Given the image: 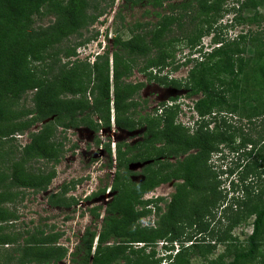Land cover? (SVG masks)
<instances>
[{
    "label": "trees",
    "instance_id": "trees-1",
    "mask_svg": "<svg viewBox=\"0 0 264 264\" xmlns=\"http://www.w3.org/2000/svg\"><path fill=\"white\" fill-rule=\"evenodd\" d=\"M122 1L123 4L118 5L113 21L118 19L122 22V11L137 6L136 4L140 2ZM29 2L34 5L28 4ZM147 2L153 8L161 9L163 6L160 0ZM0 3L4 4L0 5V18L3 19V21L0 19V167H8V164L9 167H13L11 176L5 173L0 175V246L16 243L15 249L8 253L5 264H9L11 260L16 264L55 263L66 255L63 248H50L57 235L44 236L41 241L27 236L18 244L20 236L15 238L5 232L9 222L15 220V217L7 213L2 206L8 200L10 189L26 187L38 191L48 186L52 179V172L43 174L39 173L38 169L36 172H28L21 167L31 160L44 159L52 164L58 162L57 154L61 145L59 143L58 147L54 148V145L49 143L51 128L54 125L63 129L78 125L92 126L88 116L97 115L103 125L108 127L111 108L115 126L128 131L133 129L131 117L136 114L134 107L137 104L130 97L136 87L123 83L122 78L128 76L132 67L136 65V59H142L144 67L140 69L141 73L147 68L165 66L167 57L173 58L172 54L169 55L165 51L167 42H170L165 39L170 38L174 27L178 30L179 37L187 42L189 49H192L202 36L210 34L211 22H207L206 19L209 11L215 13L219 6L207 5L204 0H195L194 5L191 1L164 5L166 13L160 15L155 12L157 20L151 28L147 29L148 24L135 23L131 26L132 29H128L131 30V34L126 40H121L115 32L113 38H110L111 48L106 47L102 54H96L91 63L87 61L78 64L79 61L76 60L70 63L66 61L58 65V73L54 75L53 65L45 66L47 68L45 74L47 78L50 76V79L43 80L35 79L29 72L23 71L27 58L31 61L51 58L52 63L56 64L60 61L57 57L60 50H63L60 54L67 60L75 56V48L64 46L60 49L61 45H64L62 41H66L68 34L71 33L77 39L82 38L81 30L105 15L113 5H87V0H67L65 4L60 2L56 5L50 3L43 5L42 0H0ZM26 3L28 5H25ZM242 3L254 11L264 6V0H243ZM30 14L38 17L49 14L52 20L44 26L33 28L30 26V18L27 17ZM253 18L254 16L241 21L252 22ZM7 22L12 23L16 32L20 34L17 37L19 42L10 37L13 29L6 25ZM185 22L187 23L184 24ZM201 23L206 26L203 27ZM198 24L202 26L198 28ZM173 25L175 26L172 27ZM212 43L217 46L212 47L201 61L195 60L187 72L186 84L198 80L201 86V96L192 104V109L197 115L194 131L191 134H184L182 128L176 129L172 125L175 110L167 106L159 115L164 122L160 129L156 128L158 124H154V121L145 120V136L149 135L150 139L161 141L166 146L171 144L183 146L177 149L180 153L195 150L194 153L187 155L184 166L178 162L183 166L181 167L183 173L180 174L178 169L175 170L174 176L182 182L175 184L177 190L171 195L169 202L165 203L163 211L156 207L154 214L159 219L151 227L136 226L134 229H124L130 218L138 220L146 216L149 210L146 209L145 202L138 203L142 208L139 212L133 211L130 204L115 202L127 195V189L121 192L120 186H123L124 179L129 181L126 163L136 159L134 154L125 158L133 146L124 144V150H121L118 144L115 150L117 171L112 182V189L116 191L114 199L105 209L100 232L96 234L94 230L86 229L79 245L68 254L71 257L69 264H102L110 255H122L126 244H147L161 238L167 239L166 243L171 250L173 243L178 245L175 254L168 255L170 256L168 264H187L183 263L187 251L204 256L214 248V245L207 243L202 244L206 247L204 252L198 251L199 246L193 244L191 239L199 232H207L213 244H221L224 247L222 254L206 264H264V255L258 251L264 244V188L255 186L258 180H264L261 179L264 174V138L245 137L244 130L241 127L235 128L233 122L229 123L227 118L233 115L251 125L254 120H262L264 117V28L255 32L246 31L231 40L213 36ZM151 52L153 54L149 56ZM249 54L246 62V56ZM76 69L81 71L76 73ZM63 71L67 73L62 75ZM156 79L166 82L163 78ZM57 83L60 84L58 85L60 93L54 90ZM32 90L33 93L28 99L31 108L25 109L23 114L27 119H22L20 114L10 108L14 101ZM190 94L189 91L187 95ZM36 123H40L39 129L27 133L28 143L13 153L6 152L2 141L12 140L14 133L23 134ZM210 123L213 125L208 129ZM151 125L156 126L157 130H152ZM236 140L237 145L233 147ZM224 145L236 154L232 162L234 169H239L236 171V183L230 182V193H236L231 195L230 199L225 198L226 194L219 189L217 175L207 166L210 155L219 153L221 151L219 146ZM247 146L250 149L244 151ZM105 150L110 156L108 145ZM174 155L177 156V153ZM165 166L170 165L166 163ZM120 169L124 171V175L120 176ZM232 171L228 169L227 173L231 174ZM168 180L170 177L167 176L161 179ZM153 183L151 177L145 176L141 182L131 183L128 193L131 198L136 194L141 195L147 192ZM52 198L53 201H50ZM223 201L225 204L221 205ZM49 203L53 206L69 205L56 194L49 196ZM217 208L220 210L217 222L221 224L227 221V224L222 229L217 227L208 231L209 224L205 219H213L216 214L214 210L217 211ZM96 210L98 207L91 209L90 212L97 216L94 213ZM249 218H252L250 233L238 241L230 232L238 223ZM185 227L190 230L187 234L184 232ZM111 238H117L118 242L114 247L105 246L104 244ZM94 239L96 246L91 255ZM227 248L231 251L229 252ZM227 252L229 259L225 262ZM122 260H125V257H122ZM153 262L144 261L140 264Z\"/></svg>",
    "mask_w": 264,
    "mask_h": 264
},
{
    "label": "rangeland",
    "instance_id": "rangeland-1",
    "mask_svg": "<svg viewBox=\"0 0 264 264\" xmlns=\"http://www.w3.org/2000/svg\"><path fill=\"white\" fill-rule=\"evenodd\" d=\"M66 1L67 0H42L43 5H48V3L56 5L60 2L61 4H65ZM160 1L163 6L161 9H157L151 7V4L148 3L147 0H140V2L136 4L137 6L130 9H124L122 11V22H120L118 19L113 21V16L118 10V5L123 4L122 0H87V5L111 4L113 6L105 15L98 18L92 25L87 26L84 30H81L82 38L77 39V37L71 33L68 34V39L66 41H62L64 45H61L60 49L64 46L75 48V56H71L67 60L62 54H60L63 50H60L59 55H57V57L60 58V61L56 64L52 63L51 58H45L43 61H31L27 58V64L23 71L25 73L29 72L35 79L49 80L50 76L47 78L45 74L47 71L45 66L48 67V65H53L52 75H54L58 73V65L64 64L66 61L70 63L71 61L76 60L79 61L78 64L87 61L91 63L96 54H102L106 47L108 49L111 48L109 41L116 33L121 40H126L131 34V30L128 29H130L135 23L148 24L147 29L151 28L157 20L154 13L157 12L160 13V15L166 13L164 5L169 3H179L181 1H191L193 5L195 3V0ZM204 1L207 5L219 6L218 11L215 13L209 11L206 19L207 22H211L210 28L212 29L210 30V34L202 36L199 39V43L192 49H189V45H187V42L184 39L179 37L178 30L175 29V25H173L172 27L174 28L171 32L170 38L165 39L170 40V42H167L165 46V51L169 53V55L172 54L173 58L167 57L165 66L147 68L143 71V73L140 72V69L144 67L143 62L141 61L142 59H136V65L132 67L128 76L122 78L121 81L123 83L131 84L136 87V90L130 97V99L137 104L134 107L136 114L131 117L135 130L125 132L124 136H117L114 142L121 141L127 144L134 142L136 137H140L141 132L144 127H146V119H150L154 121V124H158V127L151 125L152 130L163 127L164 122L159 115L161 114V110L166 106L174 108L175 110L172 125L176 129L182 128L184 134H191L195 129L194 123L197 120V115L192 109V104L201 96V86L198 80L186 84L187 72L193 66L194 61H201L203 56L210 51L212 47L217 46L212 43L213 36L215 38L218 37L231 40L234 39L236 35L243 34L246 31L255 32L264 28V6L258 7V9L254 11L247 5H243V0ZM240 3H242V5ZM28 4L34 5L30 2ZM28 4L26 3L25 5ZM0 5L4 4L0 3ZM145 12L147 14H145ZM253 16L254 18L252 22L249 20L244 22L241 21L244 18H251ZM27 17L30 18V26L33 28L37 26H44L48 23V21L52 20V16L49 14L41 17L30 14ZM0 19L3 21L2 18ZM184 20L186 21L187 19ZM201 20H203V18ZM186 23L187 22L184 24ZM201 24L203 27L206 26L204 23ZM6 25L13 29V31L11 30L10 37L18 40L17 37L20 34L16 32L17 30H15L13 24L7 22ZM202 25L198 24L197 27L199 28ZM19 41L20 40H18V42ZM152 54L153 53L151 52L149 56H152ZM249 56L250 54L246 56V62H248ZM186 61L188 62L186 63ZM80 71V69H76V73ZM66 73V71H63L62 75H65ZM44 76L46 78H44ZM156 78L166 79V82H160ZM172 81H174V83ZM140 83L141 85H139ZM58 85L60 84L57 83L56 86L54 85V90L56 92L60 91V87H58ZM189 91L191 94L187 95ZM32 93L33 90L27 91L21 99L16 102L14 101V104L10 108L15 113L20 114L22 119H27L23 113L25 112V109L31 108V103L28 99ZM86 117L87 115L85 118ZM88 117L91 122H93V115ZM227 118L229 123L233 122L235 128L241 127L242 130H244L243 134L246 133L245 137L256 139L257 136H259L264 138V117L262 120H254L251 125L243 119L238 120L233 117V115ZM212 125L213 124L210 123L208 129H211ZM39 126L40 123H36L28 130H25L23 134L14 133L12 140L7 142L6 140L2 141L4 142L3 148H5L8 153H13L15 150H19V148L29 141L27 133L37 131ZM51 131L52 134L49 143L53 144L54 148L58 147L59 143L61 145L60 152L57 154L58 162L56 164H52L44 159L37 161L31 160L21 168L28 172H36L38 169L39 173L42 172L43 174L52 172V179L50 180L48 186L38 191H34L26 187H14L10 189V192H8L10 194L8 196V200L3 203L2 206L7 213L15 217V220H11L9 225H7L8 227L5 228L6 230H4L15 238L20 236L18 244H21L23 238L27 236H32L34 240L38 239L41 241V238L44 236L49 237L57 235L55 242L50 244V246H52L50 248H63L66 250V255L62 260L55 263L51 262L49 264H69L68 261L71 257L68 253L72 251L75 244L79 242V235L83 232V229L88 227L89 231L94 230L96 234H98L101 230V219L105 216L104 209H102L103 205L101 203L105 200V204H107L111 200V197H113L114 192L111 191L109 194L105 195L110 185L112 170L108 171L103 169L107 162L105 159L106 157L96 154L97 146H95V144H91V142H94L96 136H92L94 138L93 140L91 137H88V130H86L83 126L78 125L71 127L68 130H62L60 127H55L54 125L51 128ZM175 134L180 135L178 133H174V135ZM103 136L104 135H101V139H103ZM237 142L238 140L234 142L235 145H233V147L237 145ZM109 147L111 149V154H113L114 149H112L113 147L111 143ZM178 147L181 149L183 146L180 147L176 144H171V146L167 147L163 145L161 141H157L155 145L150 147L148 153L145 152L142 155L140 161L132 160L126 163L129 171L127 174L129 181L124 179L123 186H120V190L122 192L126 188L127 195L117 201L115 200V202H119L120 204H130L135 212H139L142 209L138 203L145 202L147 204L146 209L149 210V213L135 221L130 218V222L124 226V229H134L136 226L151 227L154 226L155 222L159 219L154 214L156 212V207H159V209L163 211L165 203L168 202L171 195L177 190L175 184L181 183L182 181L180 179H175V170L179 169V173H183V169L181 167L184 166V160H186L189 153L191 154L195 152V150L192 149L188 150V153L186 154L182 152L180 153L177 150ZM219 147L221 149L219 152L220 154L216 152L212 153L207 161V166H209L211 171L217 175L216 179L218 181L219 189L223 194H226L225 198L230 199L231 195H236V193H230V182L232 181L234 184L236 183V171L239 170L234 169L235 166L232 162V160H235L236 154L232 153V149L228 148L227 145ZM248 149H250V147L247 146L244 151ZM121 150H123V148H121ZM170 152H172V154L176 152L178 157H166V153ZM133 153L134 151H131L130 154L125 156V158L130 157L129 155H133ZM175 160L182 163L183 166L178 164ZM121 161L122 163L124 162L122 159ZM165 162L170 163V166H165ZM228 169L233 170L231 174L227 173ZM259 170L261 169H257V171ZM12 172L13 167H9V164L8 167H0V175L5 173L7 176H11ZM119 174L120 176L124 175V171L120 169ZM145 176H149L153 179L154 183L152 187L149 188L147 192H144L141 195L136 194V196L131 198L129 194L131 183H139L145 178ZM166 176L170 177L171 182H173L172 185L171 182L161 181V179H164ZM261 177H263L261 178L263 180L264 174ZM248 178L251 179V176ZM263 181L258 180L255 183L256 188H264ZM98 189L99 191H103V195L96 197L91 201V203H86L87 206L86 209H84L85 204L80 202L84 195H87L89 191L94 193ZM55 192L59 199H63L65 203H70L71 205L69 207L50 205L49 195H52ZM53 199L54 198L50 199V201H53ZM223 204H225V201H223L221 205ZM98 206L100 209L94 212L97 216L88 212L89 208ZM214 212L216 214L213 219H205V222L209 224L208 231L216 229L217 227L222 229L227 224V221H223V223L220 222L221 224L217 222V219H219V208H217V211L214 210ZM251 220L252 218H249L244 222L241 221L238 223V225L230 232L231 236L235 237L238 241L243 240L244 237L250 233ZM193 229L194 228H191V230ZM40 232L42 233L40 234ZM184 232L187 234L190 230L188 231L185 227ZM191 241L193 244H197L199 246L198 251L201 252H204L206 248L202 244L208 243L210 245H214V248L210 253H206L204 256L199 253L192 254L191 251H187L185 253L186 256L183 257V263L206 264L216 259L217 256L222 254L224 250L223 245L216 243L213 244L214 242L210 240V236L207 235V232H199V234L195 235ZM116 242H118L117 238H111L104 245L107 247H114ZM166 242H168L167 239L161 238L147 244H126L125 248H123L124 253L122 255H110V257L102 264H140L144 261L149 263L154 261L152 264H165L164 261L169 263L170 256L166 255L169 245ZM15 244L16 243L13 242L9 245L0 246V264L4 263L8 257V253H11L12 251L11 249H15ZM95 244L96 241L94 239L91 246V255H93V249L96 246ZM44 247H46V245ZM177 247V243L172 244V249L175 250ZM228 250L229 252L231 251L230 249ZM258 251L264 255V244L260 246ZM106 252L107 251L105 250V253ZM229 252H227L224 257L225 262L229 259ZM122 257H125V260H122ZM9 264L16 263L14 260H11Z\"/></svg>",
    "mask_w": 264,
    "mask_h": 264
},
{
    "label": "flooded vegetation",
    "instance_id": "flooded-vegetation-1",
    "mask_svg": "<svg viewBox=\"0 0 264 264\" xmlns=\"http://www.w3.org/2000/svg\"><path fill=\"white\" fill-rule=\"evenodd\" d=\"M109 44H110V47H111V41H109ZM110 116H109V118L111 117V122H110V125L107 127V126H104L103 125V123H102V121H101V119L99 118V116H97V115H93V117H94V119H93V122H91V124H92V126H83L86 130H88V137H91L92 138V140L94 139L92 136H96L95 137V139H94V142H91V144H95V146H97L96 147V154H98V155H103L104 157H106L105 159H106V164H105V166H104V168L103 169H105V170H108V171H110V170H112L111 171V174H112V176L110 177V185H109V187H108V190L106 191V194L105 195H107V194H109L111 191L113 192V197H111V200L107 203V204H105V200L103 201V203H101L103 206H102V209H104V212L106 211L105 209H106V207H107V205L114 199V196H115V194H116V191L115 190H113L112 189V182H113V179H114V176H115V173H116V154H115V150H116V148H117V145L118 144H120V149L121 148H123V150H124V144L125 145H127V146H133V149L131 150V151H134V155H135V160L136 161H140L141 160V157H142V155L146 152V153H148L149 152V149H150V147L152 146V145H155L156 144V142H155V140H153V139H150V136L149 135H147V136H145V127H144V129H143V131L141 132V134H140V137H136V140H134V142H132L131 144H127V143H124V142H114V140L116 139V137L117 136H124V134H125V132H129L128 130H123V129H120V128H118L117 126H115L114 125V120H113V111H112V109L110 108ZM81 126V125H80ZM61 128V127H60ZM71 127H69V128H65V129H63V128H61L62 130H68V129H70ZM75 128H77V127H75ZM131 130H135V128H133V129H131ZM130 130V131H131ZM101 135H104L102 138L103 139H101ZM159 142V141H158ZM110 143L112 144V149H114L113 150V154H111L110 156L107 154V152H106V150H105V147H106V145H110ZM162 144L163 145H165V143H163L162 142ZM166 146V145H165ZM168 147V146H167ZM110 148V147H109ZM110 152H111V149H110ZM186 153H188V152H186ZM185 153V154H186ZM166 157H178V156H175L174 154H172V153H166ZM115 161V162H114ZM176 161V160H175ZM177 163L179 162V161H176ZM166 163H168V162H165L164 164L166 165ZM169 165H170V163H168ZM127 166V165H126ZM167 168H169V167H167ZM110 173V172H109ZM177 180V179H176ZM181 180V179H180ZM167 182H171V180H168ZM182 182V181H181ZM173 184V182H171V185ZM60 189V188H59ZM106 190V189H105ZM96 191V190H95ZM102 192L103 191H99V189L96 191V192H92V191H89V193L87 194V195H84V197H83V199L80 201V202H83L85 205V208L84 209H86V203L88 204V202H90L91 203V201L93 200V199H95L96 197H99V196H101V195H103L102 194ZM175 193V192H174ZM173 193V194H174ZM53 194H56V192L55 193H53ZM52 194V195H53ZM51 195V194H50ZM49 195V196H50ZM171 198V197H170ZM170 200V199H169ZM169 200H168V202H169ZM73 203H74V201H73ZM71 204L69 203V205H60L61 207H69ZM55 206H59V205H55ZM91 206V205H90ZM96 206V205H95ZM94 208H97V207H91V208H89V210H88V212L91 214V212H90V210L91 209H94ZM98 209H100V207L98 206ZM74 216V215H73ZM102 219H103V217H102ZM102 219H101V221H102ZM88 227H86V228H84L83 229V232H81L80 233V235H79V242L77 243V244H75V247L77 246V245H79V243H80V241H81V237L83 236V234L85 233V231H86V229H87ZM89 229V228H88ZM74 247V248H75ZM74 250V249H73ZM72 250V251H73ZM72 251H70V252H72ZM69 254V253H68Z\"/></svg>",
    "mask_w": 264,
    "mask_h": 264
},
{
    "label": "clouds",
    "instance_id": "clouds-1",
    "mask_svg": "<svg viewBox=\"0 0 264 264\" xmlns=\"http://www.w3.org/2000/svg\"><path fill=\"white\" fill-rule=\"evenodd\" d=\"M176 250H177V248L175 250L174 249L171 250V248L169 246V249L166 251L167 252L166 255H172L173 256L175 254ZM164 263L168 264V263H166V261H164Z\"/></svg>",
    "mask_w": 264,
    "mask_h": 264
}]
</instances>
